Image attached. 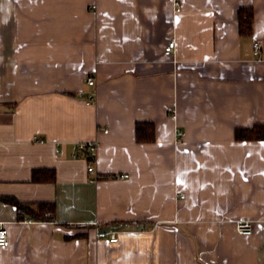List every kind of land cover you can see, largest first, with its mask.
Listing matches in <instances>:
<instances>
[{
    "label": "crops",
    "instance_id": "obj_1",
    "mask_svg": "<svg viewBox=\"0 0 264 264\" xmlns=\"http://www.w3.org/2000/svg\"><path fill=\"white\" fill-rule=\"evenodd\" d=\"M257 123L264 0H0V264H264V139L235 137Z\"/></svg>",
    "mask_w": 264,
    "mask_h": 264
},
{
    "label": "trees",
    "instance_id": "obj_2",
    "mask_svg": "<svg viewBox=\"0 0 264 264\" xmlns=\"http://www.w3.org/2000/svg\"><path fill=\"white\" fill-rule=\"evenodd\" d=\"M253 10L250 8H240L238 12L239 30L242 34H248L252 30ZM235 137L238 140L264 139V123H257L250 127L237 128ZM136 138L139 142H151L155 139L154 124L152 122H138L136 124ZM55 179L54 169H35L33 180L52 181ZM19 209L28 212L36 220H49L45 214H54V204L47 202L23 203L15 198H9Z\"/></svg>",
    "mask_w": 264,
    "mask_h": 264
},
{
    "label": "built area",
    "instance_id": "obj_3",
    "mask_svg": "<svg viewBox=\"0 0 264 264\" xmlns=\"http://www.w3.org/2000/svg\"><path fill=\"white\" fill-rule=\"evenodd\" d=\"M175 5H176V10L180 11L181 10L180 3L176 2ZM174 47H175V41L172 40L168 43V45L165 48L166 53L171 54L173 52ZM253 50L255 54L257 55L260 54L262 51V43L260 41H255L253 43ZM87 83L90 85H94L95 78L93 76H89L87 78ZM178 134L179 136H182L183 132L179 131ZM97 149H98L97 141H83V142H79L76 145V152L74 153V156H79L82 154L89 160V173L91 174H95V168L93 166V163L97 155ZM96 177H98V175H96ZM46 216L50 217L49 220L54 222V219L50 212H47ZM236 229L241 234L250 235L253 233V223L250 220L239 221L236 223ZM110 240L117 241L118 235L115 232H111ZM8 244H9L8 230L6 226L0 222V246H7Z\"/></svg>",
    "mask_w": 264,
    "mask_h": 264
}]
</instances>
